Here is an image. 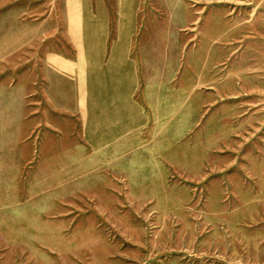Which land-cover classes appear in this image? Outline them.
<instances>
[{
  "label": "rangeland",
  "instance_id": "rangeland-1",
  "mask_svg": "<svg viewBox=\"0 0 264 264\" xmlns=\"http://www.w3.org/2000/svg\"><path fill=\"white\" fill-rule=\"evenodd\" d=\"M0 264H264V0H0Z\"/></svg>",
  "mask_w": 264,
  "mask_h": 264
}]
</instances>
